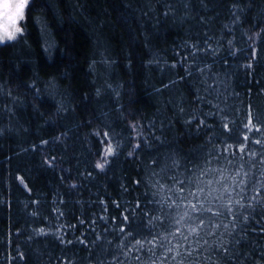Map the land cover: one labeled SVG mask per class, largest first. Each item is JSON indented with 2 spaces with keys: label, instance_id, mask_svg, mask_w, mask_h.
Here are the masks:
<instances>
[{
  "label": "trees",
  "instance_id": "1",
  "mask_svg": "<svg viewBox=\"0 0 264 264\" xmlns=\"http://www.w3.org/2000/svg\"><path fill=\"white\" fill-rule=\"evenodd\" d=\"M20 28L0 264H264V0H29Z\"/></svg>",
  "mask_w": 264,
  "mask_h": 264
},
{
  "label": "snow or ice",
  "instance_id": "2",
  "mask_svg": "<svg viewBox=\"0 0 264 264\" xmlns=\"http://www.w3.org/2000/svg\"><path fill=\"white\" fill-rule=\"evenodd\" d=\"M29 0H0V42L5 39L13 40L16 34L21 32L17 26V21L23 19L24 10ZM113 148L111 145L106 150V155H111ZM97 167H103L98 164Z\"/></svg>",
  "mask_w": 264,
  "mask_h": 264
},
{
  "label": "rangeland",
  "instance_id": "3",
  "mask_svg": "<svg viewBox=\"0 0 264 264\" xmlns=\"http://www.w3.org/2000/svg\"><path fill=\"white\" fill-rule=\"evenodd\" d=\"M25 8H26V7H25ZM24 15H25V10H24ZM23 17H24V16H23ZM21 20H22V19H20V20L17 21V26H18V27L21 26ZM16 35H17V34H16ZM4 41H7V39H5ZM4 41H3V42H4ZM0 43H2V42H0Z\"/></svg>",
  "mask_w": 264,
  "mask_h": 264
}]
</instances>
